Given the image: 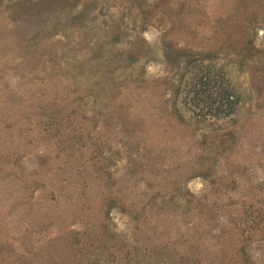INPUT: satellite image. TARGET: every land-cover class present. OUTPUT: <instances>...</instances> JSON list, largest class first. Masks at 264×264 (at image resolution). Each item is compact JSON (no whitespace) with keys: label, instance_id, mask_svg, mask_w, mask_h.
Masks as SVG:
<instances>
[{"label":"rangeland","instance_id":"rangeland-1","mask_svg":"<svg viewBox=\"0 0 264 264\" xmlns=\"http://www.w3.org/2000/svg\"><path fill=\"white\" fill-rule=\"evenodd\" d=\"M17 2L0 0V264H65L56 243L103 199L110 264H236L237 246L264 264V0H79L27 20ZM209 69L236 96L222 120L180 96Z\"/></svg>","mask_w":264,"mask_h":264},{"label":"trees","instance_id":"trees-1","mask_svg":"<svg viewBox=\"0 0 264 264\" xmlns=\"http://www.w3.org/2000/svg\"><path fill=\"white\" fill-rule=\"evenodd\" d=\"M25 1V3H24ZM79 0H22V2H17L16 9L12 12L13 16L21 17V19H29L31 16L30 10H42L43 8L49 6L51 4H59L62 6H68L69 11L76 10L79 5ZM84 13V8L81 7L78 14L82 15ZM244 48L242 50H247L251 52H255L254 54H261L262 51L254 50L250 47L251 42L244 38ZM249 53L253 57L252 53ZM139 59L138 54L135 53L133 55L131 52L123 58L124 62H126V66H132L134 63H137ZM115 202L110 199H103L95 204V218L93 222L89 224L81 225L80 231H70L68 242H57L55 249L53 250L54 256L58 253H65V264H110L108 261H105L107 255H112L107 253L106 256L104 254L105 251L108 250L109 247H106V244H110V247H116L115 251H119L118 246H115V236L108 230L105 221L108 217L109 210ZM232 243V242H231ZM235 244V241L234 243ZM53 254L49 252V257L51 262H53ZM232 258H234L236 264H249L248 259L245 256V253L241 246L235 247L234 251L229 254ZM229 256L226 254H221V257L224 259H229ZM13 262V261H12ZM64 263V262H63ZM118 264V262H114ZM13 264H22L18 259ZM54 264V263H51Z\"/></svg>","mask_w":264,"mask_h":264},{"label":"flooded vegetation","instance_id":"flooded-vegetation-1","mask_svg":"<svg viewBox=\"0 0 264 264\" xmlns=\"http://www.w3.org/2000/svg\"><path fill=\"white\" fill-rule=\"evenodd\" d=\"M190 84L181 89L180 96H186L188 100L196 102L195 107L192 108V114L200 113L203 106L207 109L206 115L203 116L205 120L209 118L222 120L231 114L236 96L222 81L218 80L212 70L194 74ZM196 117L201 118L199 115Z\"/></svg>","mask_w":264,"mask_h":264}]
</instances>
